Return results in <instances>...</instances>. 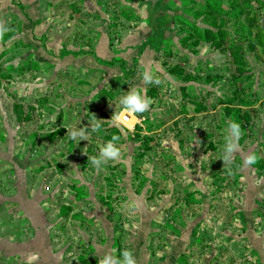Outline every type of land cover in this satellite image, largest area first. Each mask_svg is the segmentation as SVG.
Masks as SVG:
<instances>
[{
  "label": "rangeland",
  "instance_id": "obj_1",
  "mask_svg": "<svg viewBox=\"0 0 264 264\" xmlns=\"http://www.w3.org/2000/svg\"><path fill=\"white\" fill-rule=\"evenodd\" d=\"M42 8L63 30L66 54L47 63L28 49L7 57L0 49V219L18 213V240L8 223L0 231V264L34 255L32 264H97L92 220L111 244L119 234L104 209L114 223L127 213L124 223L134 225L138 208L155 222L180 219L170 234L182 226L183 242L209 240L216 264H264V0H42ZM154 20L149 31L159 39L131 47L137 54L128 61L117 58L127 57L116 49L123 35ZM104 46L110 53L98 56ZM144 70L161 84H143ZM129 85L152 101L130 118L131 130L111 119ZM229 120L241 136L225 165ZM76 125L89 127L87 140L68 138ZM113 135L121 156L97 169L88 157ZM248 154L258 159L246 167ZM139 189L143 198L155 192L143 199Z\"/></svg>",
  "mask_w": 264,
  "mask_h": 264
},
{
  "label": "crops",
  "instance_id": "obj_2",
  "mask_svg": "<svg viewBox=\"0 0 264 264\" xmlns=\"http://www.w3.org/2000/svg\"><path fill=\"white\" fill-rule=\"evenodd\" d=\"M95 13L99 14L98 12ZM156 19L160 20L157 17ZM154 24H156L155 20L153 21V23L151 21L142 22L138 30L126 35L124 34L123 38L121 39V45H117L116 49L119 51H127V57H124V55L117 58H125L124 60L128 61L130 53L134 55L137 54L134 53L135 51L132 50L131 47H140L145 41L159 39L158 36H156V32L149 31V28L154 27ZM55 30L56 29L51 27L49 17L45 14L44 9L42 8V0H0V49L3 50L2 52L4 56H12L18 52L21 53V51L28 49V51L30 52L29 54L32 55L33 58H36L38 61L52 63L53 61L51 60V58L53 56L61 57L63 54H66L64 52V46L66 42L65 39L61 38V33L63 30ZM162 31H166L165 28ZM154 33L155 36L153 35ZM64 34L65 33H63V35ZM103 36L104 35L99 33L97 38L99 39L102 37L103 39L105 37ZM77 44L78 43L76 42L75 45ZM145 47L146 48L145 51H143V54L150 56L152 53L151 46ZM116 49L111 52L112 60L110 61H114V63L117 60V58L113 59V54L115 53ZM101 52L103 53H100V50L97 51V55L100 56L104 53L108 54L110 53V49L104 46L102 47ZM25 64L26 63H24L23 66H25ZM49 67L53 66L48 65L46 68L48 69ZM28 70L30 69L28 68ZM58 71L61 70L58 69ZM74 72L75 74H81L80 68L74 70ZM38 79L42 78L38 77ZM119 184L122 185L121 189L123 192L124 185L121 183V179ZM154 190H150L149 195H147L146 197L144 196V198L142 193H140V189L138 191H135V195L138 196V198L148 199L153 197L155 192ZM122 194L123 198L126 197L127 200H129L125 193ZM178 198L179 194L175 198L176 202H173V204H171L170 206V208L175 212L179 208L178 201L180 199ZM129 202L131 201L129 200ZM104 212L105 219L107 221H110V223L112 224L109 227L110 231L112 230L113 234H119V238H116L115 236L111 244L107 243V236H105V234L103 235L104 226L101 224V221L98 218L97 220H92L91 224L92 226H94V230L92 232L93 236H95L96 240L99 241L98 244H100L99 246L102 249L99 254L100 258L106 252H111L114 256L119 257L120 251L127 248L133 251L137 264H216L219 260L216 256L210 257L209 255H206L208 252V246L211 245V243L207 242L209 240L205 242L204 239H201L197 235V237L188 239L187 242H183V231L182 229H180L182 228V226L179 227L177 233L170 234L168 228L170 227L171 230H173L177 226H180L178 225L180 224V219H177L176 221L175 219H173V217L166 216V218L162 217L161 220L155 222L154 220H151V218H146L148 212L144 210L141 211V208H138L135 209L136 215L139 216L138 221L133 225V223H131L129 219L127 221L128 223H124L126 217H128L127 213L126 215H124L125 219H122L120 223H118V221H115L114 223V219H112V217H114L113 214L105 209ZM9 216L10 220L8 222H3L0 219V231L5 230L8 227V223L11 227L10 240H18L16 235L13 236L12 230L14 227L13 225H11V219L14 218V216L18 217V213L12 210ZM12 223H16V220H14V222ZM182 223H184V220ZM203 223L204 221H202L201 227H195V230L200 227V231L204 232L205 226H203ZM128 225L129 229L126 230V227H128ZM132 228L136 233L135 239H132V237H130ZM15 230L16 229L14 228V231ZM198 233L200 236L199 230ZM198 248L201 249L200 252ZM3 259L6 263L9 264H32V262H34V260H30L29 258L22 260L21 262H19L20 259L17 257Z\"/></svg>",
  "mask_w": 264,
  "mask_h": 264
},
{
  "label": "clouds",
  "instance_id": "obj_3",
  "mask_svg": "<svg viewBox=\"0 0 264 264\" xmlns=\"http://www.w3.org/2000/svg\"><path fill=\"white\" fill-rule=\"evenodd\" d=\"M143 84L160 85L161 80L155 77L150 71L144 70L141 74ZM118 103L121 106V111L112 115L111 119L113 123L119 127L121 125L126 126L129 130L132 129L130 118L134 114L144 113L149 109L152 103L150 98H147L143 91L134 85H129L127 91L118 97ZM138 122V121H137ZM89 127H77L73 126L71 129H67V136L70 140H74L77 143L81 140H87L90 134L87 129ZM91 132H97L101 125L99 123L90 124ZM224 145L221 151V160L225 165L231 164L234 153L239 149L238 140L241 136L240 125L232 120L227 122V128L225 129ZM119 137L113 135L111 139L105 141L99 146L98 153L95 156L88 157L91 164L97 169L101 168L105 163L109 161H116L121 156V150L117 146ZM257 156L255 154H248L244 158V166H252L257 162ZM229 172L231 169L229 168ZM259 183V181H257ZM114 251V250H113ZM30 260L36 259V256L29 258ZM97 264H137L133 251L130 249H122L119 257L114 256L111 252H106L99 260Z\"/></svg>",
  "mask_w": 264,
  "mask_h": 264
}]
</instances>
